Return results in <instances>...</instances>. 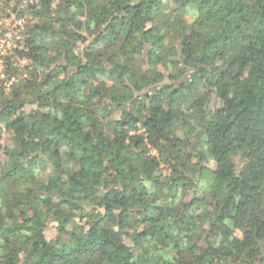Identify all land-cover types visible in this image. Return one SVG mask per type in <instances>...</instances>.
Listing matches in <instances>:
<instances>
[{"label": "trees", "instance_id": "1", "mask_svg": "<svg viewBox=\"0 0 264 264\" xmlns=\"http://www.w3.org/2000/svg\"><path fill=\"white\" fill-rule=\"evenodd\" d=\"M23 1L0 264H264V0Z\"/></svg>", "mask_w": 264, "mask_h": 264}, {"label": "rangeland", "instance_id": "2", "mask_svg": "<svg viewBox=\"0 0 264 264\" xmlns=\"http://www.w3.org/2000/svg\"><path fill=\"white\" fill-rule=\"evenodd\" d=\"M20 19L22 22L24 21L23 24L19 23ZM25 20H26V18H20L18 16V13H13V12L2 17L0 19V22H1L0 23V38L1 39H7V42L10 41L13 48L16 47L17 41L19 40L17 38L18 37L17 35L21 32L22 27L24 26ZM25 63L26 62L22 61V64H25ZM5 84H6V82H5ZM31 108L32 107H27L26 110L29 112V111H31ZM56 235H57V231L55 228V224H51L46 231V236L48 239H52Z\"/></svg>", "mask_w": 264, "mask_h": 264}, {"label": "built area", "instance_id": "3", "mask_svg": "<svg viewBox=\"0 0 264 264\" xmlns=\"http://www.w3.org/2000/svg\"><path fill=\"white\" fill-rule=\"evenodd\" d=\"M35 1H37V0H24V1H23V6H25V5L28 4V3H33V2H35ZM23 22H24V21H23ZM23 22L21 21V19L19 20V23H20V24H23ZM0 23H1V22H0ZM22 29H23V27H22ZM17 36H18L17 38L20 39V33H19ZM6 48H7V49H6ZM12 49H13V47H12L10 41L7 42V39H1V38H0V55H1V56H3V55H7L8 52H9L10 50H12ZM4 68H5V64H4L3 59L1 58V59H0V78H1V79H6L5 73L3 72V71H4ZM16 81H17L16 77H12V78H10L9 80L6 79V80H5V82H6V86H7V87H10V86L13 85Z\"/></svg>", "mask_w": 264, "mask_h": 264}]
</instances>
